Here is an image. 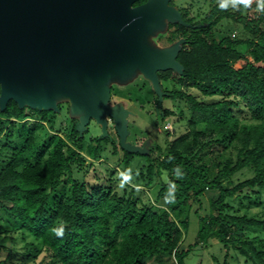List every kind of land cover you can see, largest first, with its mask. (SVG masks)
<instances>
[{
	"label": "trees",
	"instance_id": "trees-1",
	"mask_svg": "<svg viewBox=\"0 0 264 264\" xmlns=\"http://www.w3.org/2000/svg\"><path fill=\"white\" fill-rule=\"evenodd\" d=\"M205 1L210 9L204 18L195 21L180 8L186 25L169 24L167 33L158 38L164 46L184 40L177 56L183 74L168 70L158 77L163 99L185 103L187 130L174 139L167 132L164 146L153 145L156 159L148 152L121 149L124 170L135 155L145 158L137 182L151 188L159 181L152 205L144 204L133 187L119 195L112 179L102 185L75 176L88 159H101L107 143L118 156L109 136L86 141L74 124L65 137L52 136L37 145L34 130L20 124L30 117L52 122L51 111L20 108L14 100L0 108V209L16 225L4 231V239L16 243L10 235L14 232H20L22 240L32 238L21 251L0 244V250L8 253L0 264H151L145 259L152 257H158L156 264H187L194 250L209 248L212 239L224 252L223 264H231L233 257L264 264V241L249 240L245 231L264 229V218L240 213L230 202L238 198L251 203L264 192V13L256 11L255 0L250 8L236 10H222L218 0ZM146 2L139 0L135 6ZM224 20L239 25L248 37L221 36L217 28ZM189 89L219 100L205 102ZM242 104L251 114L248 121L234 114ZM183 111L180 117L186 118ZM162 113L174 115L171 109ZM177 166L182 179L174 175ZM244 171L252 176L236 181ZM165 174L177 186L174 203L165 202L169 187ZM206 191L218 195L211 196L202 216ZM160 202L164 206L158 210L154 205ZM193 205H198L196 241L182 249L190 221L188 215L180 218ZM61 223L66 225L65 236L57 238L51 229ZM162 257L168 262H161Z\"/></svg>",
	"mask_w": 264,
	"mask_h": 264
},
{
	"label": "water",
	"instance_id": "water-1",
	"mask_svg": "<svg viewBox=\"0 0 264 264\" xmlns=\"http://www.w3.org/2000/svg\"><path fill=\"white\" fill-rule=\"evenodd\" d=\"M0 0V108L59 112L70 102L76 130L91 121L108 137L109 122L121 148L146 154L127 142L131 112L111 104V84L141 73L163 102L159 72L183 74L177 56L184 40L160 48L151 37L169 24L186 23L172 0Z\"/></svg>",
	"mask_w": 264,
	"mask_h": 264
},
{
	"label": "rangeland",
	"instance_id": "rangeland-1",
	"mask_svg": "<svg viewBox=\"0 0 264 264\" xmlns=\"http://www.w3.org/2000/svg\"><path fill=\"white\" fill-rule=\"evenodd\" d=\"M174 7L177 9L184 8L188 10L189 17L199 21L204 18L205 14L210 9V2L205 0H174ZM232 8V7H229ZM167 27H164L161 31L155 33L151 37V44L157 47L164 48L167 46L162 45L158 38L167 33ZM218 33L221 36H232L238 38H247L248 35L244 30L229 20H224L217 28ZM164 87L172 88V84L163 83ZM192 94H194L198 99L205 102H214L219 100V97L215 98H205L201 95L200 91L196 89H189ZM111 104L115 105L118 103H123L125 107L131 112L128 118V130L130 132L127 142L138 147H146L148 149V155L152 159L158 157V152L154 149L155 144L164 146L168 140L167 132L170 133L171 139L179 136L187 130V118L189 117V111L186 109L184 102L179 100L163 99L160 104L159 97L155 93V90L149 80H147L141 73L137 72L128 77H120L118 80H114L111 84ZM163 109H171L174 113L172 116L164 117ZM59 112L51 111L48 114V118L52 122H43L39 117H30L23 122L21 126L27 129L34 130V138L37 145L43 144L45 141L52 136H63L66 133L71 132L74 124L78 121L72 118V111L70 107V102L59 103ZM184 110V111H183ZM184 112L186 118H181V112ZM234 114L242 119L243 121L250 120V112L242 104L239 108L234 110ZM50 120V121H51ZM169 122L171 126L167 127L166 123ZM101 134L100 127L91 121L82 136L86 141H90L92 138L99 137ZM108 136L111 138L116 146L118 147V156L113 155V148L111 143L106 144V149L101 155V159L98 161H93L88 159L87 165L80 173H76L78 179L85 178L91 184H102L109 185L110 179H112V186L119 195H123L124 192H130L131 186H127L125 189L121 190L118 188L119 178L118 173L124 171V166L121 164L123 158L122 148L120 145V139L114 128V124L109 122ZM93 164V165H91ZM145 164V158L143 156L135 155L134 159L130 164V169H132V184L141 185L140 191H136L138 198L146 205H152L155 202V195L158 191L157 186L146 187L144 182H137L136 176H139L141 166ZM138 173V174H137ZM135 175V176H134ZM252 176L249 171H244L239 173L235 180H244ZM155 183V184H156ZM218 193H212L206 191L202 202L203 209L200 210V214L204 216L208 212L209 200L211 196H217ZM231 204L240 210V213L248 212L250 216H261L264 218V192H260L259 200L253 199L250 203L248 200H241L238 198H233L230 200ZM141 206V204H140ZM164 203L160 202L158 205H154L158 210L163 209ZM198 205H193L187 212H185L180 220H184L188 215L190 221L189 230L182 243V249H186L190 244H194L196 241V235L199 228L198 219L195 215ZM16 225L12 224L11 217L4 210L0 209V244L7 246V248L14 250H23L27 242H31L32 238L30 236H25V239H21L20 232H14L10 235L14 237L17 242H11L10 240L4 239V231L7 229H14ZM247 238L252 240L256 237L264 241V229L262 228H251L245 229ZM9 236V235H8ZM257 245V244H256ZM6 250H0V260H4L7 256ZM214 256L219 259V263L223 264L224 252L220 249L217 244V240L212 239L209 248L197 247L193 254L190 256L187 264H218L215 261ZM160 260V259H159ZM145 261L151 264H156L158 262V257L146 258ZM161 262H168L167 257H162ZM231 264H250L245 263L244 258L233 257Z\"/></svg>",
	"mask_w": 264,
	"mask_h": 264
},
{
	"label": "clouds",
	"instance_id": "clouds-1",
	"mask_svg": "<svg viewBox=\"0 0 264 264\" xmlns=\"http://www.w3.org/2000/svg\"><path fill=\"white\" fill-rule=\"evenodd\" d=\"M254 0H218L219 7L222 10H227L229 7H232L234 10L239 9L241 6L245 9L250 8L253 4ZM257 4L256 11L260 13H264V0H255ZM174 175L177 179L183 178V172L179 166H177L174 170ZM138 174V173H137ZM119 184L118 188L123 190L127 186H131L136 189V191H140L141 185H134L132 184V169H126L118 173ZM165 182L168 183L169 187L167 190V194L165 197L166 203H174L175 202V191H176V184L172 181H169L167 178V174H165ZM54 235L57 238H63L66 232V225L61 223L58 227H54L51 229Z\"/></svg>",
	"mask_w": 264,
	"mask_h": 264
},
{
	"label": "flooded vegetation",
	"instance_id": "flooded-vegetation-1",
	"mask_svg": "<svg viewBox=\"0 0 264 264\" xmlns=\"http://www.w3.org/2000/svg\"><path fill=\"white\" fill-rule=\"evenodd\" d=\"M172 3H173V4H172ZM170 5L174 6V0H172V1L170 2ZM178 10L181 12L180 8H179Z\"/></svg>",
	"mask_w": 264,
	"mask_h": 264
},
{
	"label": "built area",
	"instance_id": "built-area-1",
	"mask_svg": "<svg viewBox=\"0 0 264 264\" xmlns=\"http://www.w3.org/2000/svg\"><path fill=\"white\" fill-rule=\"evenodd\" d=\"M166 125H167V127L171 126V124L169 122Z\"/></svg>",
	"mask_w": 264,
	"mask_h": 264
}]
</instances>
